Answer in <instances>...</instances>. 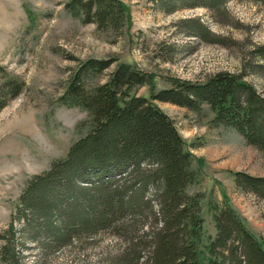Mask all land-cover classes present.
I'll list each match as a JSON object with an SVG mask.
<instances>
[{
  "label": "trees",
  "instance_id": "1",
  "mask_svg": "<svg viewBox=\"0 0 264 264\" xmlns=\"http://www.w3.org/2000/svg\"><path fill=\"white\" fill-rule=\"evenodd\" d=\"M153 1L167 12L180 7L219 10L226 3ZM64 7L97 27L127 22L121 0H67ZM183 22L189 34L203 37L199 20ZM111 65L106 81L86 84ZM244 77V72L221 70L201 82L171 77L168 87L156 89L154 74L130 62L116 57L81 62L59 100L86 110L89 128L63 157L27 180L0 233L1 264H25L26 242L59 251L103 230L126 240L113 264H264L263 244L226 201L209 202L215 234L200 245L202 194L188 192L197 177L191 153L174 121L155 103L192 111L206 104L214 112L212 124L236 129L246 143L264 152V95ZM144 85L149 97L132 93ZM24 88V80L7 75L0 82V109ZM233 177L238 189L264 198V176L235 171Z\"/></svg>",
  "mask_w": 264,
  "mask_h": 264
},
{
  "label": "rangeland",
  "instance_id": "2",
  "mask_svg": "<svg viewBox=\"0 0 264 264\" xmlns=\"http://www.w3.org/2000/svg\"><path fill=\"white\" fill-rule=\"evenodd\" d=\"M66 1L0 0V82L9 74L25 82L22 92L0 109V233L27 180L63 157L89 128L86 110L59 100L81 62L110 57L130 62L154 74L156 89L168 87L171 77L201 82L221 70L244 72V79L264 95L262 2L226 0L224 9L180 7L167 12L153 0H121L127 22L97 27L69 13ZM184 20H199L203 37L189 34ZM113 68L86 84L106 81ZM132 93L149 97L150 91L144 85ZM155 103L174 121L191 153L197 177L188 192L202 194L200 245L215 234L209 202L226 201L264 246V198L238 189L233 177L235 171L264 176V152L246 143L236 129L212 124L214 112L206 104L192 111ZM34 244L26 242L29 249L22 250L25 264H113L126 240L103 230L59 251Z\"/></svg>",
  "mask_w": 264,
  "mask_h": 264
}]
</instances>
